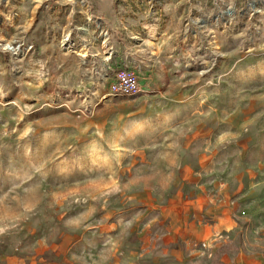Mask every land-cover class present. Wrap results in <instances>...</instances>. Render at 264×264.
<instances>
[{
    "label": "rangeland",
    "instance_id": "rangeland-1",
    "mask_svg": "<svg viewBox=\"0 0 264 264\" xmlns=\"http://www.w3.org/2000/svg\"><path fill=\"white\" fill-rule=\"evenodd\" d=\"M0 264H264V0H0Z\"/></svg>",
    "mask_w": 264,
    "mask_h": 264
},
{
    "label": "built area",
    "instance_id": "built-area-1",
    "mask_svg": "<svg viewBox=\"0 0 264 264\" xmlns=\"http://www.w3.org/2000/svg\"><path fill=\"white\" fill-rule=\"evenodd\" d=\"M20 44L13 46V49H18ZM15 47V48H14ZM31 46H29L30 48ZM110 68V66H109ZM111 82L109 89L114 94L135 95L141 91V78L138 70L130 61H124L119 64L118 68L114 69L110 75ZM201 247H206L203 243Z\"/></svg>",
    "mask_w": 264,
    "mask_h": 264
},
{
    "label": "bare ground",
    "instance_id": "bare-ground-1",
    "mask_svg": "<svg viewBox=\"0 0 264 264\" xmlns=\"http://www.w3.org/2000/svg\"><path fill=\"white\" fill-rule=\"evenodd\" d=\"M64 44H65V43H64ZM63 48H64V49H67L68 47L65 46V47H63ZM111 54H112V53H111ZM111 54L108 55L107 58H110V57H111ZM81 55H82V56H87V53L84 52V53H82ZM106 77H107V76H106Z\"/></svg>",
    "mask_w": 264,
    "mask_h": 264
},
{
    "label": "crops",
    "instance_id": "crops-1",
    "mask_svg": "<svg viewBox=\"0 0 264 264\" xmlns=\"http://www.w3.org/2000/svg\"><path fill=\"white\" fill-rule=\"evenodd\" d=\"M115 61H117V60H115ZM118 63V62H117Z\"/></svg>",
    "mask_w": 264,
    "mask_h": 264
}]
</instances>
